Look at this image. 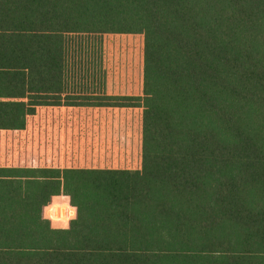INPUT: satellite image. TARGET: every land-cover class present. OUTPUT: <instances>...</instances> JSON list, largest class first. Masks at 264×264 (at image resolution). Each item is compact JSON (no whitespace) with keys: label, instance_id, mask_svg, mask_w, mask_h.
<instances>
[{"label":"trees","instance_id":"trees-1","mask_svg":"<svg viewBox=\"0 0 264 264\" xmlns=\"http://www.w3.org/2000/svg\"><path fill=\"white\" fill-rule=\"evenodd\" d=\"M0 264H264V0H0Z\"/></svg>","mask_w":264,"mask_h":264},{"label":"clouds","instance_id":"clouds-1","mask_svg":"<svg viewBox=\"0 0 264 264\" xmlns=\"http://www.w3.org/2000/svg\"><path fill=\"white\" fill-rule=\"evenodd\" d=\"M65 226H67V225H65Z\"/></svg>","mask_w":264,"mask_h":264}]
</instances>
